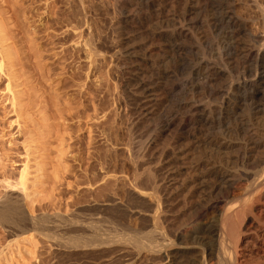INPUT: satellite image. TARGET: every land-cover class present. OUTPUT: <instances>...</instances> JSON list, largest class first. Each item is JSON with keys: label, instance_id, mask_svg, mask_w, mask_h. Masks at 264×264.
Segmentation results:
<instances>
[{"label": "rangeland", "instance_id": "rangeland-1", "mask_svg": "<svg viewBox=\"0 0 264 264\" xmlns=\"http://www.w3.org/2000/svg\"><path fill=\"white\" fill-rule=\"evenodd\" d=\"M227 8L232 9L242 22V40L249 41L252 36L264 33V0H0V27H6V31L0 30V36L7 37L0 42V63L8 48L12 53H17L19 56L16 57L18 65L15 73L18 74L19 81H16V86L14 83L12 91L23 93L25 100L33 91L40 94L35 99V106L26 108L18 115L12 106V92L7 89L9 78L0 71V204L11 193L8 183H17L27 164L26 189H23L24 193L21 191L25 196L24 203L32 215L43 217L44 214L51 218L44 216L47 222H42L46 226L41 223L42 226L40 224L39 228L34 229L23 226L3 227L0 224V264L129 263L127 251L131 244L129 245L128 237L134 228L143 227L144 221L146 222L143 218L145 210L152 201L148 194L144 195L146 197L139 195L140 191L137 192L133 185L131 151L140 150L145 155L148 150H156L158 155L161 150H195L193 156L200 157L210 155L209 150H217L210 143L215 137L221 138L217 129H205L196 121L195 124L194 121L190 124L188 122L183 130L179 125L186 118V107L190 103L200 102L201 98L203 101L207 99V91L203 95L195 93V97L191 98L193 83L188 71L191 73L190 69L197 65L201 56L210 59V54H215L217 50H223L217 59L219 62L216 60L223 67L224 47L228 41L225 37L227 28L218 24V18ZM209 24L214 27L211 28ZM187 25L192 26V30ZM178 26H187L189 29H185L190 36L181 39L175 35L174 29ZM221 28L224 29L221 31ZM89 39L97 50L92 55L89 44H86ZM176 43L187 49L177 50ZM191 45H195L192 53L188 52ZM202 50L205 51L204 54L200 53ZM238 58L236 63L239 65H234L236 71V65L239 68L243 64L241 57ZM198 78L196 82L203 79L201 75ZM219 78L217 86L221 88L225 78ZM145 80L150 81L152 86L155 84L157 100L150 107L151 110L154 107L152 114L144 109L139 94V85ZM42 101L50 106L47 110L52 115L50 120H44L39 105L36 106V102H41L44 106ZM219 101L215 104L220 105ZM55 104L58 109L62 108L60 112L53 106ZM203 104L214 106L213 102L208 101ZM63 108L73 112L71 119L61 118V115L70 113L63 111ZM57 111L63 113L59 114ZM176 112L177 119L171 121ZM53 122L63 124L61 131H53L52 136H41L45 129H52L53 126H50L55 124ZM33 123H36L35 127ZM25 129L30 130V133L22 134L21 132H26ZM31 129L36 133L32 134ZM206 130L213 133L209 135L210 132L207 133ZM38 133L40 135H36ZM232 133L231 136L236 141L245 138L239 130ZM60 137H65L66 141H62ZM77 138L85 150L76 149L79 145H74L73 142ZM67 143L72 146L67 147ZM181 178L186 184L190 181L188 175L184 174ZM186 187L184 184L183 194L187 191ZM21 192H13V195ZM141 193L143 194L142 191ZM181 202L183 203L181 200L174 208V222L180 221L182 217L184 206L183 209L181 207L184 203ZM135 211L143 215L139 216ZM51 215L57 219H53ZM96 216L100 217L99 223L103 224L101 230L98 223V235L102 238L103 233L106 238L111 234L114 241L117 237V241L110 246L91 249L72 243L74 237H82V221L87 223L89 218ZM48 219H53L51 224ZM108 224L111 226L107 227ZM105 228L109 233L106 234ZM140 230H146V224ZM86 232L85 235L91 234ZM65 239L68 240L64 241ZM187 252V255L184 253L186 256L176 257V260H183H178L177 263L191 264L194 258L201 255V251ZM145 256L146 252H141L133 264H144Z\"/></svg>", "mask_w": 264, "mask_h": 264}, {"label": "bare ground", "instance_id": "bare-ground-1", "mask_svg": "<svg viewBox=\"0 0 264 264\" xmlns=\"http://www.w3.org/2000/svg\"><path fill=\"white\" fill-rule=\"evenodd\" d=\"M231 10L227 8L226 10H224L225 12L222 11L224 13L220 18H218L219 21L218 24H222L224 25V28L225 27L227 28L225 37L228 39V41L227 44H225L226 47H224L225 53L223 54V60H222L223 67H221L219 63H217V61L219 62V60L217 59L219 58L220 54H222L223 50L222 52L217 50L215 54L213 53L214 55L210 54L212 55L210 59L201 56V59L199 58L197 65H195L192 69H190L191 73H189L190 71H188V74L192 75L190 78H192V83H193L191 89L192 90L191 98L195 97L194 96L195 93L198 95H203L204 92L207 91L206 93L207 96L205 94L207 99H205L204 101H208L209 103L213 102L214 106L207 105L208 106L207 107L206 105L203 104L204 101L202 100V98L200 102L190 103L188 107H186L188 108V112L186 111L187 112L186 118L183 119L184 118L183 117L182 118L183 120H181V125H179L180 128L183 130L186 127V124L188 125V122L190 124V122L194 121L193 124H195L196 121L200 123L202 127H205V129L206 128L208 130L217 129L221 133V138L212 137L213 139L211 138L212 140H210V143L213 144L214 147L216 146L217 150H209L210 155H201L200 157H198V155L193 156L195 150H161V152H159L158 155L157 153H155L156 150L155 151L148 150V153L144 150V152L147 153L145 155H142V153H140L141 152L140 150L131 151L130 161L133 169L131 174L133 185L135 189H137V192L138 191L143 192V194L142 193L140 194L139 192V195H143V197L149 195L150 197H152V201L150 202V204H148L149 207L147 208V210L144 209L146 213L144 214V217L142 216L143 218L146 219V222L144 221V223L146 224V230H142V231L140 230L141 228H145V224L144 225L142 224L143 227L140 226L141 227L140 229L134 228V230H132L133 233L130 234V236L128 237V242H130L129 245L131 244L130 250L128 249L127 251L130 256L128 264H133L134 262H136L135 260L140 255L141 252H146V256H145L146 258H143L145 259V261L143 260L144 264H179L177 263V261L180 258L176 260V257H183V255L185 254L187 255L188 253L187 251H195V252L201 251V255L197 256L196 259L194 258L195 260L193 259V262L191 264H264V125H263L264 122H262L264 121V33L262 32L259 33L258 35H255L254 37L252 36L251 39L249 38V41L242 40V38L240 37L242 33V29H241L242 25H240L241 21L239 20L240 18L237 17L235 13H233V11ZM213 19H215L214 16ZM185 20L186 19H184V21ZM179 22H181V20ZM215 24L216 27H218L216 19H215ZM187 26L181 28L178 26L179 28L177 27L176 29H174V34L180 36L181 39L183 37H187L189 35V31L185 29L187 28ZM211 26L213 25H210V27ZM188 27L191 29L192 26H188ZM220 27L222 26L220 25ZM224 28H221V31ZM0 30L2 32L6 31V27L2 26L0 27ZM215 30L216 29H214V31ZM219 37H221V35ZM5 39H7L5 35L0 36V42H3ZM196 40L198 41V39ZM88 41L90 42L91 40L89 39ZM88 41L86 40L87 42L86 44H89L90 54L96 53L97 52V50H95L96 46H93L92 42L88 43ZM181 42L183 43V40ZM180 43L175 44V46L177 45L176 46L177 50L187 49L185 48V46H183ZM195 45L193 46L191 45L190 48L188 47V49L190 50L188 52L192 53L191 50H195L194 48ZM222 45L224 46V44ZM214 48L213 51L218 47H216L215 49ZM9 49L10 48H8V52L6 51V54L3 55L1 59L0 71H3L4 74L6 73L9 78L7 89L12 92V99H11L12 106L14 108V111L19 115L22 114L23 110H25L26 108L28 109L30 107L32 108V106H35L34 105V102L36 101L35 99L39 98L38 96H40V94H38L37 92L33 93L34 92L33 91L31 92L32 94L29 93L30 95L26 99L27 100L26 101L24 99L23 93L22 94L21 92L15 93L12 91V86L14 85V83L16 86V81L18 80L17 79L18 74L15 73L16 70L15 68L18 65L17 62L18 59L16 60V57L19 55L17 53H16L17 55L15 53H12V51ZM202 49L205 50L204 48ZM203 50L200 51V53L203 52L204 54L205 51ZM196 57H198V54ZM238 57L239 58L241 57V61L243 60L242 62L243 64L240 62L242 65L239 68L237 67V65L239 64L236 63V59ZM235 63L237 64L236 65L237 71L234 66ZM200 75L203 77V79L200 78L201 81L196 82L195 80H199L198 76ZM219 77L225 78V80L223 78V80L225 81L223 86L221 85V83L219 84L222 86L221 88L217 86L218 85L217 80ZM151 84L152 83L150 81L145 80L143 83H140L139 85L141 91L140 92L137 91L139 92L140 97L142 98L141 100L144 104L143 107L145 110L148 111L147 112L148 114L154 113L152 111L154 107H152L153 108L152 110L150 107L154 106L153 104L154 103L156 104V100H157L155 96V88H154L155 84L153 86ZM189 85H191V83ZM17 86H19V84H17ZM139 86L137 88H139ZM44 101H42V104H44V106L41 105V102L38 103L39 101L36 102V106L39 105L40 112L42 113L41 114L42 118L43 119L45 118L44 120H46L47 118L48 120H50L49 117L51 118L52 115H50L51 114L50 111H47L48 109H50V106L49 104L43 103ZM217 101L220 102V105L215 104ZM53 106L57 108L56 110H58L59 112L62 109V108L58 109V106L56 107V104ZM148 108L150 109L148 110ZM64 110L65 109L63 108V111ZM68 110L70 109H67L65 111ZM72 113L73 112H70L68 115L66 114L64 116L61 115L62 116L61 118L66 120L67 118L71 119ZM177 117L178 115L176 112L175 114L172 115L171 121L177 119ZM36 123L39 124V122ZM36 123H33L34 125L33 127L36 126ZM62 125L61 122L60 123L56 122L51 126L47 125L56 128L53 130L52 127L51 129L52 131L49 129H45L46 131L44 130L43 134L41 132V136L42 135L43 137L50 135L52 136L53 135L52 133H54L53 131H59ZM37 127L35 129H37ZM57 127H59V129H57ZM130 127L132 128V125ZM194 129L197 128L195 127ZM27 130L26 132L23 131L21 133L28 134L27 132H29L30 130L29 131ZM235 130L236 131L239 130L240 132H242L245 138H242L243 140L241 141L240 140L236 141L235 138L234 140L231 136V133ZM33 132L34 131H32L31 133L33 134ZM187 132L188 131H186V133ZM209 132H210L209 135H211V132L213 133V131H209ZM209 132L207 131V133ZM35 133L36 132H34V134ZM44 134L46 135L44 136ZM36 135H40V134L38 133ZM29 136L31 137L32 135L29 134ZM246 137L248 138L246 139ZM189 138L190 137H188V140ZM59 139H61L62 141H66L65 137H60ZM79 140L80 139L77 138V140L74 141L73 144L79 145L76 148L77 150H85L84 145L81 144ZM91 143L89 140V144ZM70 146H72V144L67 143V147ZM27 170H28V166L27 164H25L24 168L20 173L19 179L17 178L18 179L17 183H11V182L8 183V187H10L9 192L11 193H8V195L4 197V199L0 204V224L3 227L15 226L16 228L17 227L20 228L23 226L27 228L31 227L34 229V228H39L38 225L43 223L42 221L47 222L46 218H50L48 216L46 217L44 214L43 217L40 215L38 216L40 219L32 215L28 211L26 204L24 203L25 196L23 194L24 193L23 189H26L25 185L27 181L26 175L28 174ZM184 174L190 177V181L187 184L185 182V180H187L186 176H184L185 180L181 178L182 175ZM184 184L185 186H187L186 187L187 191H185L186 192L185 194L182 193L184 192ZM19 191L20 192L22 191L23 193L21 192L19 195H13V192H19ZM145 194L146 196H144ZM150 197L148 198L150 199ZM181 200L184 203V205H182L183 203L181 202L182 203L181 208L183 209L184 206V211L183 213H181L182 217L180 221L174 222L175 220L172 218L175 216L173 214L174 208L175 206H178L177 204ZM147 201L149 202V200ZM181 208L179 209L181 210ZM176 210L178 211V209ZM135 213L138 212L135 211ZM179 213L180 212H178V214ZM138 214L140 216V214L142 213H138ZM55 215H57V213ZM52 218L53 219L55 218V220L57 219L56 217L53 216ZM99 218L97 216L94 218H89L88 219L89 222L85 221L87 223H84L82 221L84 227V228L81 227L84 229L81 230L82 237L81 238L79 237L78 239L74 237V240L72 239L73 240L72 243L75 242L74 244H78V246L82 245V246L90 247L91 249L105 245L110 246L115 241H117V237H115L116 239L114 241V238L112 239L113 235L111 237V234L110 236L109 235L107 237L105 236L106 238H104L103 233L101 234L103 235L102 238L101 236L98 235V229H100V226L103 225L99 223L101 220V219L99 220ZM50 219H48V221H50ZM53 219L50 221V224L53 221ZM98 223L100 224V226L98 225ZM43 224H41L40 226H42ZM58 224L61 223L59 222ZM79 225L82 224L80 223ZM110 226L108 224L107 227ZM42 228L44 229V227ZM42 228L40 227V229ZM101 230H102V226H101ZM104 230L106 234L109 233L107 232L109 230H107L106 228ZM85 232L86 234H89L88 232H90L91 234L85 235L84 234ZM110 233H112V230ZM66 240L68 239H65L64 241ZM60 241H62L63 243V240ZM74 244L72 245L74 246ZM110 249L111 248H109V250ZM105 250L106 249L104 248V251ZM125 256H127V254ZM193 256H191V258ZM114 260L116 261V259ZM182 261L183 260L181 259L180 262Z\"/></svg>", "mask_w": 264, "mask_h": 264}]
</instances>
